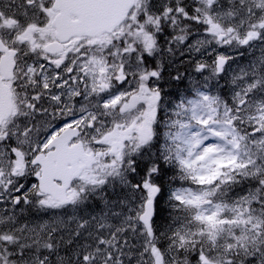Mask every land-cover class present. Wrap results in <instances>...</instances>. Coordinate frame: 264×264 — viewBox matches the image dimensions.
<instances>
[{"label": "snow or ice", "instance_id": "snow-or-ice-1", "mask_svg": "<svg viewBox=\"0 0 264 264\" xmlns=\"http://www.w3.org/2000/svg\"><path fill=\"white\" fill-rule=\"evenodd\" d=\"M0 264H264V0H0Z\"/></svg>", "mask_w": 264, "mask_h": 264}]
</instances>
